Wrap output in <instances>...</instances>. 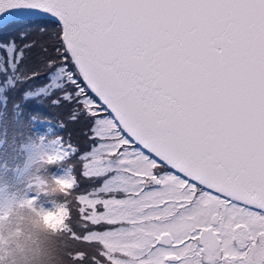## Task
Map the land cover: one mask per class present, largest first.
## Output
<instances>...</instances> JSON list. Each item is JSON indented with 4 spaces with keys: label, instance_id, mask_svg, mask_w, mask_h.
<instances>
[{
    "label": "snow or ice",
    "instance_id": "snow-or-ice-1",
    "mask_svg": "<svg viewBox=\"0 0 264 264\" xmlns=\"http://www.w3.org/2000/svg\"><path fill=\"white\" fill-rule=\"evenodd\" d=\"M19 23L51 37L43 70L27 32L3 38ZM0 52L4 109L45 75L22 99L59 91L87 126L72 264H264V0H0ZM24 227L0 213V264Z\"/></svg>",
    "mask_w": 264,
    "mask_h": 264
},
{
    "label": "clouds",
    "instance_id": "clouds-1",
    "mask_svg": "<svg viewBox=\"0 0 264 264\" xmlns=\"http://www.w3.org/2000/svg\"><path fill=\"white\" fill-rule=\"evenodd\" d=\"M47 130L0 138V213L19 212L25 227L5 253V264H72L70 213L62 188L75 186L71 169L57 175L59 154ZM39 193L36 196L35 193ZM64 209L63 222L57 215Z\"/></svg>",
    "mask_w": 264,
    "mask_h": 264
},
{
    "label": "trees",
    "instance_id": "trees-1",
    "mask_svg": "<svg viewBox=\"0 0 264 264\" xmlns=\"http://www.w3.org/2000/svg\"><path fill=\"white\" fill-rule=\"evenodd\" d=\"M52 27H56V25L51 24ZM49 25V26H50ZM36 27V25L31 23H19L14 24L8 27L7 33L3 36L4 39L7 38L8 35H17L22 28H24L22 31L28 33V40L31 41L30 34L32 28ZM50 36L47 34L40 33V35L37 36V39L40 41H43L45 38H49ZM30 38V39H29ZM20 43H23V41H20ZM44 41L43 44L44 45ZM40 49L37 47L36 49H31L30 52V58L26 63L28 64L29 70L37 69V70H43L42 64L39 65L38 62V55H39ZM0 55H3L2 52H0ZM35 67V68H34ZM47 82V78L45 75L39 76L34 81H29L28 83L22 85L20 87L19 91H9L6 93L8 96L7 101V108L4 109L2 97H0V112L6 111L5 116H0V138H11L13 133H20V134H28L31 132H43L45 130L48 131L49 128L52 129L51 132L48 131L51 138H58L64 134L70 131H79L82 136H85V134L79 129V126H85L86 124L83 121L77 120L73 121L70 119V116L72 114V105L66 106L65 111H57V106L53 105L51 103V100L57 96H60L61 93L59 91H56L53 96L50 97H35L31 98L27 101H24L22 99V93L27 90H33L36 86H41L44 83ZM82 82V81H81ZM30 85L32 88L30 89ZM67 87V86H66ZM14 103H20L22 112L18 118L13 117V105ZM64 101H61L60 104H63ZM65 108V107H62ZM68 114L67 116L65 114ZM35 115L37 119L33 121L31 117ZM61 115H65V117L61 118ZM78 124V125H77ZM67 139V138H66ZM80 153V150L75 153ZM83 152H81L82 154ZM75 154L71 155L69 158H67L64 161H59L57 164L51 166V171L54 173H57L58 170L68 168V165H72L73 160L75 159ZM76 170V169H75ZM72 168V174L74 176L77 175L76 171ZM78 180V179H77ZM87 181V179L85 180ZM82 184L79 183V188H77L79 194H85L86 192L82 191ZM75 189V187H74ZM73 189V190H74ZM72 191V190H71ZM61 197V195H60ZM61 199L65 200L64 197H61Z\"/></svg>",
    "mask_w": 264,
    "mask_h": 264
},
{
    "label": "rangeland",
    "instance_id": "rangeland-1",
    "mask_svg": "<svg viewBox=\"0 0 264 264\" xmlns=\"http://www.w3.org/2000/svg\"><path fill=\"white\" fill-rule=\"evenodd\" d=\"M49 27L52 28L51 25ZM23 29L24 28H22V30ZM22 30H19V31L21 32ZM31 31H32L30 34L31 41L36 42V47H34L33 49H36L37 47L40 49V52L38 55V62H39V65H41L42 63H41L40 57L45 55L44 53L41 52V46H43L42 45L43 41L45 43L44 45H50L53 41H52L51 37L45 38V39H43V41L38 40L37 36L40 35L41 32L39 31V29L37 27L32 28ZM49 55H51V49H49ZM70 105L71 104L64 102L63 104L56 105L57 106L56 108H57V111H65L67 109L66 106H70ZM62 107H65V108H62ZM65 115L67 116L68 114L66 113ZM65 115H61V118L65 117ZM78 127L85 134L87 126L86 125L85 126H79L78 125ZM56 139H58V138H56ZM58 140H60L65 147L67 146L68 143H71L74 147H77L78 151L80 150V153L75 154V159L73 160L71 166L68 165V168H65V169L63 168L61 170H58V172L56 174L59 175L62 172L68 170L69 168L71 170H72V168L74 170L76 169L75 171H76L77 175L75 177H76V179H78L77 180L78 184L81 183L83 185L81 188L82 191H84V192L89 191L93 187V185L91 184V182L88 179H87V181H85L86 178H84L82 176L83 163L85 161H82L80 159V156H82L84 154V151H86L88 149V145L90 144V141L88 140L87 136L86 135L82 136V134H80L79 131H77V130L70 131V132H68V130H67V133L62 135L60 137V139H58ZM81 152H83V153L81 154ZM72 191H74L76 194L80 193V192H78L77 188H75ZM60 195H61V197H64V199L66 201L65 195L64 194H60ZM77 217H78V213L75 211V202H74V206H73V209L71 212V219H72L73 224H76ZM80 231H82V230L78 228L77 229L78 234ZM69 239L74 246V248L72 249L73 252H75L77 250H89V251L93 250L89 244H87L86 242H83V241H76L73 237H71L70 234H69Z\"/></svg>",
    "mask_w": 264,
    "mask_h": 264
},
{
    "label": "water",
    "instance_id": "water-1",
    "mask_svg": "<svg viewBox=\"0 0 264 264\" xmlns=\"http://www.w3.org/2000/svg\"><path fill=\"white\" fill-rule=\"evenodd\" d=\"M46 19H51V18H46Z\"/></svg>",
    "mask_w": 264,
    "mask_h": 264
}]
</instances>
